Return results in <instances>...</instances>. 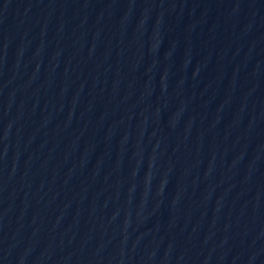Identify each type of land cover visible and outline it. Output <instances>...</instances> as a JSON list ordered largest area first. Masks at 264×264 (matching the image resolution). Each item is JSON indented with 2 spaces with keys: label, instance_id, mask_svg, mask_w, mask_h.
<instances>
[{
  "label": "water",
  "instance_id": "1",
  "mask_svg": "<svg viewBox=\"0 0 264 264\" xmlns=\"http://www.w3.org/2000/svg\"><path fill=\"white\" fill-rule=\"evenodd\" d=\"M0 264H264V0H0Z\"/></svg>",
  "mask_w": 264,
  "mask_h": 264
}]
</instances>
